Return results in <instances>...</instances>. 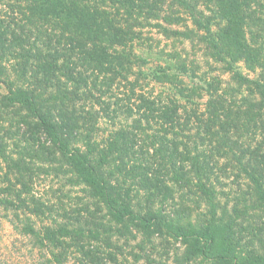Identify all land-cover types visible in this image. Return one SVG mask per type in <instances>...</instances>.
I'll return each instance as SVG.
<instances>
[{"label":"trees","instance_id":"trees-1","mask_svg":"<svg viewBox=\"0 0 264 264\" xmlns=\"http://www.w3.org/2000/svg\"><path fill=\"white\" fill-rule=\"evenodd\" d=\"M0 160L38 264H135L138 237L264 264V0H0ZM32 166L80 195L34 197Z\"/></svg>","mask_w":264,"mask_h":264},{"label":"rangeland","instance_id":"rangeland-1","mask_svg":"<svg viewBox=\"0 0 264 264\" xmlns=\"http://www.w3.org/2000/svg\"><path fill=\"white\" fill-rule=\"evenodd\" d=\"M144 36L146 38L147 46L148 42H150L154 49H158L160 47L167 49V50H174L175 47L179 52H193L192 44L188 41H184L183 43L174 42L172 44L169 41L163 40V38L155 33V30L149 31L148 29L144 30ZM149 40V41H148ZM174 45V46H173ZM99 108L97 107V110ZM106 125L102 123L101 130L98 136H104L106 134ZM16 158V155L13 153L12 155ZM32 164V163H31ZM29 166V164H28ZM31 166V165H30ZM36 166V165H34ZM32 166V171H30L27 176L31 181L30 187V194H32L36 198H40L41 200L51 203L53 205H59L61 202H67L66 193L70 195L72 199L74 195H80L78 191L75 189H70V186L67 185L65 182L66 178L62 176L61 173H55L49 171L45 168L44 173L35 169ZM44 169V168H43ZM17 171L13 165L4 164L3 161L0 160V180L4 181V174L5 176H10L11 174ZM6 184V183H3ZM73 191V192H72ZM70 199V200H71ZM75 199H73L70 203L74 204ZM170 208H168V211ZM9 212H7L8 214ZM6 211H3L2 207L0 206V264H38L40 252L34 248L33 240L29 237H25L21 235L19 231L13 229L11 223H9L8 219L5 217ZM11 214L9 213L8 218H11ZM35 221V225L38 228L42 224H49V219H37L31 217V220ZM23 220H25V216H23ZM20 225L19 223H17ZM141 238L138 237L135 241L131 243L133 248V253L138 255L141 254L142 258L137 261L135 264H148L146 261L145 256L148 255L149 258L155 260L154 264H164L166 260V255L161 254L159 252L162 251L161 239L152 240L151 245L148 243L143 244V250H141L138 245L141 244ZM178 244H171L169 245L168 249L170 256L174 254L176 249H179ZM177 252H181L178 250ZM169 259V258H168ZM167 259V260H168ZM131 262L133 263V258H130ZM157 260V261H156ZM147 262V263H146ZM159 262V263H158ZM171 264V259L168 261ZM193 264H211L209 262H193Z\"/></svg>","mask_w":264,"mask_h":264}]
</instances>
